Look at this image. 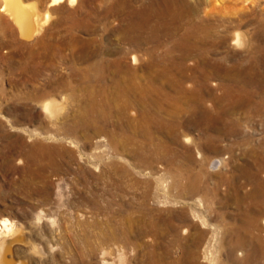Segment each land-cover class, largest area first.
<instances>
[{"label": "rangeland", "instance_id": "obj_1", "mask_svg": "<svg viewBox=\"0 0 264 264\" xmlns=\"http://www.w3.org/2000/svg\"><path fill=\"white\" fill-rule=\"evenodd\" d=\"M50 1L0 11L7 264H264V0Z\"/></svg>", "mask_w": 264, "mask_h": 264}, {"label": "bare ground", "instance_id": "obj_2", "mask_svg": "<svg viewBox=\"0 0 264 264\" xmlns=\"http://www.w3.org/2000/svg\"><path fill=\"white\" fill-rule=\"evenodd\" d=\"M77 1L78 0H75V2L73 3L72 0H51L50 3L48 4V7L61 6V5L65 4V3H68L71 6H74L77 3ZM0 2H1L0 11L4 12L5 14L10 16V18L19 27V31H20L21 36L23 38H25V39L33 38V36L39 32V30L42 28V26L47 24L50 21V19H51L49 11H47L44 14L43 19H41V16H39V13L36 11L37 9H36L34 3L27 4V3L23 2V0H0ZM117 6L113 5V6L109 7L107 9V11L105 12L106 15H110V14L114 13L119 8ZM72 15H73V13H72ZM74 28H76V26H74L72 29H70L69 32H70L72 40L75 41L77 43V45H79L80 42H79L78 38H76L74 36L73 32H72L73 30H75ZM134 32L137 33L138 29L136 28ZM135 35H137V34H135ZM243 39H245V38L242 36V33L238 32L235 35V37H234L233 44H235L236 46H239L240 48H242L241 46L244 47L243 44H245ZM89 44H90L89 41L88 42H83L84 46L89 45ZM138 57H139L138 55H134L133 60H134L135 63H139L138 62L139 61ZM42 107L47 113L52 115V114H54V111H55V108H56V102L53 101V100L44 101V104H43ZM2 226L4 228H2ZM2 226L0 227V238L2 237V234H3L1 228L2 229H6L7 232L11 231V228H10L11 226H9L8 220L7 221L5 220L3 222V224H2ZM13 226H14V224H13ZM3 236H5V235L3 234ZM6 245L7 244H6V241H5V238H4V240L0 241V264H7L6 257L2 253V251H3V249H5L4 247Z\"/></svg>", "mask_w": 264, "mask_h": 264}, {"label": "snow or ice", "instance_id": "obj_3", "mask_svg": "<svg viewBox=\"0 0 264 264\" xmlns=\"http://www.w3.org/2000/svg\"><path fill=\"white\" fill-rule=\"evenodd\" d=\"M72 2L74 3V2H75V0H72Z\"/></svg>", "mask_w": 264, "mask_h": 264}]
</instances>
